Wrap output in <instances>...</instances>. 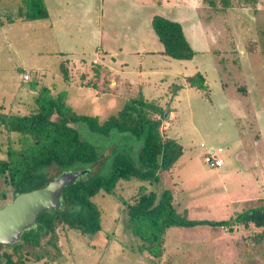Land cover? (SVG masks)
I'll list each match as a JSON object with an SVG mask.
<instances>
[{
	"label": "rangeland",
	"instance_id": "obj_1",
	"mask_svg": "<svg viewBox=\"0 0 264 264\" xmlns=\"http://www.w3.org/2000/svg\"><path fill=\"white\" fill-rule=\"evenodd\" d=\"M195 1L196 9L190 10L189 2L171 0L167 14L187 15L186 34L195 55L183 60L165 56L160 61L154 53L151 67H162L166 74L144 76L141 86L127 89L125 77L105 72L100 63H93V59L109 57L113 49L106 50L103 44L96 53L84 27L78 31L85 64L76 58L69 60V64L75 62L70 64L73 79L65 82L59 70L64 57L59 51L66 42L59 41L55 32L44 26L45 20L21 18L20 0H0V111L28 113L41 82L54 93L66 90L68 103L78 113L96 115L101 120L141 92L145 99L167 110L160 130L183 147L175 165L161 172L159 182L121 179L114 194L100 191L93 196L101 211L97 232L83 234L58 226L53 234L43 236L38 246L24 245L29 251V264H264V226H172L165 232V251L160 258L139 250L138 239L127 228V204L123 200L131 202L141 185L146 191L158 193L170 189L174 206L185 211L189 219L229 220L249 207L264 204V0H230L226 7L224 0ZM179 4L183 7L180 11ZM147 13H142L144 19ZM98 14L96 7L92 15ZM102 19V26L109 25L106 18ZM58 25L62 28L59 21ZM130 26L134 30L136 25L132 21ZM150 28L139 27L141 32L135 36L142 41L122 44L121 56L129 54L134 64L142 47L154 50L161 46ZM77 39L74 35L69 45L75 46ZM121 56L114 58L117 64ZM197 72L204 75L206 89L189 87L171 94V86L188 85L184 77ZM181 74L185 76L179 78ZM115 77L117 86L110 85ZM87 81L96 87L84 85ZM74 126L97 150V161L89 165L92 172L106 175L111 171L114 149L136 161L141 140L115 131L103 136L82 122ZM14 134L0 128L3 149L9 142L16 145ZM209 148L222 149L218 154L222 166L213 168L205 162ZM245 167L254 174L252 181L245 177ZM58 172L55 166L46 169L49 177ZM8 195L2 205L12 200L10 192ZM51 238L55 244L49 242Z\"/></svg>",
	"mask_w": 264,
	"mask_h": 264
},
{
	"label": "trees",
	"instance_id": "obj_2",
	"mask_svg": "<svg viewBox=\"0 0 264 264\" xmlns=\"http://www.w3.org/2000/svg\"><path fill=\"white\" fill-rule=\"evenodd\" d=\"M20 2L24 7V20L45 19L49 15L44 0ZM229 3L230 0H224V7ZM151 26L162 44L164 55L182 60L195 55L179 22L154 15ZM59 70L62 79L70 81L66 60L60 62ZM184 80L190 87L206 89L205 77L200 72L186 76ZM84 85L95 86L89 81ZM183 87L184 84L171 86V94L175 95ZM165 112L167 110L162 105L145 99L139 92L116 113L101 120L96 115L78 113L68 103L66 90L54 93L49 85L42 82L36 89L28 113L0 111V128L16 136V145L9 142L6 149L0 142V207L9 192L13 199L19 193L45 186L64 172L85 170L73 183L63 187L58 208L39 212L35 223L25 229L16 242L0 244V264H29V251L24 249V245L38 246L42 237L53 234L58 226L83 234L97 232L101 227V211L92 198L100 191L114 194L119 180L159 182L161 172L171 169L183 153L177 139L160 130ZM79 122L103 136L115 131L141 140L136 161L128 153L114 149L111 171L102 175L93 170V174L89 165L97 161L98 153L92 143L81 138L74 126ZM51 166L59 169L53 177L46 174V169ZM173 200L170 189L158 193L146 191L144 185L139 187L131 202L123 200L127 204V228L138 239V249L153 258L162 257L164 235L172 226H264V204L249 207L229 220L215 221L189 219L185 211L176 209ZM49 242L55 244L52 238Z\"/></svg>",
	"mask_w": 264,
	"mask_h": 264
},
{
	"label": "crops",
	"instance_id": "obj_3",
	"mask_svg": "<svg viewBox=\"0 0 264 264\" xmlns=\"http://www.w3.org/2000/svg\"><path fill=\"white\" fill-rule=\"evenodd\" d=\"M96 1L98 2L96 3ZM170 1L171 0H44L49 15L45 19H37V20H45L44 26L46 27L49 26L53 30V32H55L54 34L57 35L56 38H58L59 41H61L62 39L64 42H66L63 43L62 49H60L59 52L63 54L62 56L64 57V59H61V61L66 60V65L69 69V74H70V82L73 79L72 78L73 71L70 64L73 62H70L69 64V60H74L76 58V61H81V63L85 64L84 59H86V56L84 52V45L82 42H80L82 38L80 37L81 34L78 31V28L84 27V28H88V34L91 37V43H93L91 49L95 48L96 53L99 52L100 45L103 46V44L105 45L106 50L113 49L112 50L113 52L106 51L109 52V57L103 58L102 60H99L97 58L93 59V63H100L103 67V71L105 72H109L120 77H125L126 85H124V87L130 89L131 88L130 86L135 84L136 86H141L145 82V80H143L144 76H150L152 74H159V73L166 74L167 72L165 71L166 69H162V67H158V69L155 68L156 66L151 67L152 62L155 61L154 53H157L156 57L157 59H160V61H164L166 59L164 58L166 55L162 53L163 47L161 42H160L161 46H158V48L154 50L146 49L142 47L141 48L142 52L141 51L140 53L137 52L140 58L137 57V62H135L134 64L130 63L129 54L126 56H121L122 55L121 52L124 49L122 44L142 41V38L135 36L136 34L141 32L138 29L139 27H145L148 30V27L151 26L152 17L154 15L160 14L168 19L179 22L183 28L186 38L189 41V37L186 34V23L188 21L186 20L187 15H184L183 13H180L177 16L167 15L169 14L171 9L169 4ZM183 1L186 4L187 2H189L188 5L190 6L188 7L190 8V10L192 8L196 9L195 0H183ZM180 5L181 4H179V7H177L179 8L178 11H180L183 8ZM96 7H98L99 14L98 16L95 17V15H92V13L94 11L95 14ZM22 10L23 12L20 15L21 18L24 13V7ZM157 11L158 13H155ZM143 12L144 14L146 12L149 13V15L147 13V17L145 19H144V14H142ZM82 14H83V19L80 20ZM97 18H98V22L96 20ZM102 18H106L109 25L102 26L101 25V20H103ZM58 21L61 23L62 28L60 27V25L57 26ZM132 21L133 24L136 25L134 30H131V28L133 27L130 26ZM149 31H153L152 26L149 29ZM74 35H76V37L78 38L77 40L79 41L80 44H78L76 40L75 46H70L69 44L74 40ZM120 44L121 47L119 46ZM76 46L80 48L79 49L80 51L77 48H75ZM120 56L122 60L120 61L119 64H117L114 58ZM145 58H148L147 60L148 63L146 64V66L142 67V63ZM73 65H75V62L73 63ZM132 76L135 78H133ZM184 76L185 74H181L179 78H183ZM117 81H118L117 77L112 78L110 80V85L114 84V86H117L118 84ZM189 87L190 86L184 84V87L182 89H188ZM244 169L247 171L246 172L247 176L245 177L250 181L251 178L254 176V174L250 173L251 172L250 168L245 167Z\"/></svg>",
	"mask_w": 264,
	"mask_h": 264
},
{
	"label": "water",
	"instance_id": "obj_4",
	"mask_svg": "<svg viewBox=\"0 0 264 264\" xmlns=\"http://www.w3.org/2000/svg\"><path fill=\"white\" fill-rule=\"evenodd\" d=\"M84 172H64L43 187L17 194L0 207V244L16 242L22 232L35 223L39 212L58 208L63 187L73 183Z\"/></svg>",
	"mask_w": 264,
	"mask_h": 264
},
{
	"label": "built area",
	"instance_id": "obj_5",
	"mask_svg": "<svg viewBox=\"0 0 264 264\" xmlns=\"http://www.w3.org/2000/svg\"><path fill=\"white\" fill-rule=\"evenodd\" d=\"M27 76L25 75V78ZM222 151L221 148L213 149L209 148L206 151L205 162L213 168L219 167L223 164L222 158L218 155Z\"/></svg>",
	"mask_w": 264,
	"mask_h": 264
}]
</instances>
